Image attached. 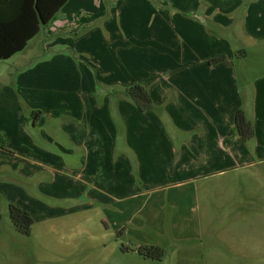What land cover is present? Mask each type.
Listing matches in <instances>:
<instances>
[{
	"label": "crops",
	"instance_id": "obj_1",
	"mask_svg": "<svg viewBox=\"0 0 264 264\" xmlns=\"http://www.w3.org/2000/svg\"><path fill=\"white\" fill-rule=\"evenodd\" d=\"M235 40L264 51V0L66 1L1 61L0 222L18 204L58 233L98 204L131 235L132 223L165 234L173 206L174 238L200 236L198 182L264 160V73ZM139 84L151 111L126 93ZM239 110L256 130L246 144Z\"/></svg>",
	"mask_w": 264,
	"mask_h": 264
},
{
	"label": "rangeland",
	"instance_id": "obj_2",
	"mask_svg": "<svg viewBox=\"0 0 264 264\" xmlns=\"http://www.w3.org/2000/svg\"><path fill=\"white\" fill-rule=\"evenodd\" d=\"M234 45L250 53L246 63L252 73H264V61H259L264 51L239 45L236 40ZM215 60L210 59L208 64L215 65ZM5 64L0 62V69ZM242 64L236 59L240 74ZM198 187V206L193 215L201 235L190 240L174 238L173 206L164 209L165 234L132 223L131 235L117 228L119 218L109 212L112 206L105 211L93 204L85 218L56 223L58 233H50V226L35 221L30 237L16 231L9 215L0 222V264H264V160L256 158L241 170L211 176L198 182ZM146 234L152 243L141 242ZM153 245L164 249L162 261L123 250Z\"/></svg>",
	"mask_w": 264,
	"mask_h": 264
},
{
	"label": "trees",
	"instance_id": "obj_3",
	"mask_svg": "<svg viewBox=\"0 0 264 264\" xmlns=\"http://www.w3.org/2000/svg\"><path fill=\"white\" fill-rule=\"evenodd\" d=\"M68 0H0V62L24 51L28 43L41 31L42 26L50 25ZM226 60L216 58L215 65ZM128 97L143 112L154 109V103L145 85H135L126 91ZM234 130L244 144L256 136L255 126L244 110L235 117ZM11 221L18 233L30 237L35 220L31 213L18 204L9 205ZM135 251L144 259L162 261L165 251L159 246H141Z\"/></svg>",
	"mask_w": 264,
	"mask_h": 264
}]
</instances>
